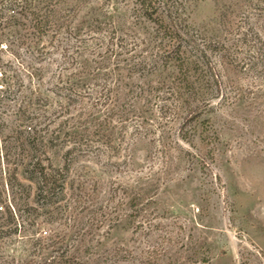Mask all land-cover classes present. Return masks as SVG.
Instances as JSON below:
<instances>
[{"label":"rangeland","instance_id":"obj_1","mask_svg":"<svg viewBox=\"0 0 264 264\" xmlns=\"http://www.w3.org/2000/svg\"><path fill=\"white\" fill-rule=\"evenodd\" d=\"M182 3L210 44L195 118L126 70L133 0H66L31 48L0 32V264H264V0Z\"/></svg>","mask_w":264,"mask_h":264},{"label":"trees","instance_id":"obj_2","mask_svg":"<svg viewBox=\"0 0 264 264\" xmlns=\"http://www.w3.org/2000/svg\"><path fill=\"white\" fill-rule=\"evenodd\" d=\"M182 2L186 0H181L180 4L176 0H133V11L143 22L145 33L129 41L118 38L119 42L114 46L120 49V55H124L122 62L126 70L137 72L135 67L139 66V71H146V75L141 73L140 77H148L150 84L156 82L162 89L165 88L162 92L168 94L180 108L185 105L195 118L199 108L195 100L201 95L202 85L211 80L207 74L210 44L187 23L182 15ZM65 5L66 0H0V32L18 35L17 39L31 48L49 35L57 36L63 31ZM137 53L142 60L133 63L138 58ZM168 76L171 80L166 82ZM56 88L62 89L63 86L58 83ZM144 94L143 90L136 93L133 108L147 104ZM67 98L68 102H73V96ZM37 126L41 123L37 122L33 128ZM200 138L205 144L202 133ZM212 151H209L211 160ZM64 170H67V165ZM38 172L45 190L50 191L53 185L48 178L53 179L54 175L45 173L44 169Z\"/></svg>","mask_w":264,"mask_h":264}]
</instances>
